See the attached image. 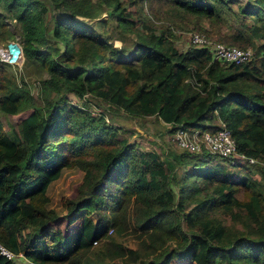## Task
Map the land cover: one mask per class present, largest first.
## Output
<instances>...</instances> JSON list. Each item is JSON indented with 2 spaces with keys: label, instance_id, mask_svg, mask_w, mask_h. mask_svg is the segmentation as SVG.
Here are the masks:
<instances>
[{
  "label": "trees",
  "instance_id": "trees-1",
  "mask_svg": "<svg viewBox=\"0 0 264 264\" xmlns=\"http://www.w3.org/2000/svg\"><path fill=\"white\" fill-rule=\"evenodd\" d=\"M105 10L118 32L107 19L91 22ZM8 21L19 24L20 67L47 76L35 105L0 61V244L28 264H89L93 241L105 239L135 195L148 219L172 222L178 235L138 264H264V0H0L3 39L13 38ZM174 28L250 46L253 56L226 63L206 47L179 49ZM3 99L18 101V112L31 108L9 131ZM91 99L134 119L157 117L169 131L220 119L238 152L261 163H239L242 173L207 152L139 149L89 109ZM18 147L25 152L15 158ZM74 169L77 193L60 201L66 223L78 224L64 233L52 227L60 215L47 191ZM236 213L249 229L229 227ZM0 264L23 263L0 252Z\"/></svg>",
  "mask_w": 264,
  "mask_h": 264
},
{
  "label": "rangeland",
  "instance_id": "rangeland-1",
  "mask_svg": "<svg viewBox=\"0 0 264 264\" xmlns=\"http://www.w3.org/2000/svg\"><path fill=\"white\" fill-rule=\"evenodd\" d=\"M241 1L244 2L246 0ZM101 18L107 19L108 23L105 27L109 30L114 27L115 19L113 17L109 18V13L106 10L99 18H95L91 22L95 23ZM150 21L154 22L152 19ZM8 23L13 33V38L20 39L19 24L17 22L10 23L9 21ZM138 29L142 31L141 28L138 27ZM113 30L116 33L119 29L114 27ZM195 30L197 29L174 28L175 36L173 42L177 48L184 49L191 44L189 32ZM197 31L203 32L200 30ZM206 35L209 36L208 34ZM125 36L127 41L129 38L135 37L133 32H125ZM209 37L216 40L213 36ZM13 38L3 39L2 36H0V45ZM113 42L117 46L123 44L121 40L117 38H113L112 43ZM131 54L132 53L128 54L127 57H131ZM5 67L9 71L11 80L17 83L18 87L22 88V93H25L26 89L29 90V95L31 96L30 101L35 105H41L42 99L38 87L39 80L41 77H46L47 74L45 72L42 73V75L33 74L31 69L26 70L18 64H7ZM67 98L73 103L80 102L73 94H68ZM18 105V101H11L8 99H3L1 101V108L4 110V113L1 114V120L3 128L7 131H9L12 126L15 127L16 123L31 111V108H28L18 112ZM106 107L107 104L104 101L97 104L94 100H89V109L97 115H99V113H104L107 118V123L119 126L118 135L136 144L137 148L142 150H156L160 153L164 150L163 148L169 149L170 152H180L179 148L169 139V126L159 118L148 116L134 119L125 114L109 112ZM24 152V147H18L15 158H20L24 155ZM260 163L259 160L254 162V164ZM238 165L239 164H227L232 171L240 170V172L246 173V169ZM181 168L182 165L177 167L179 174L183 172ZM185 168L188 170L190 167L187 165ZM80 176L81 171L79 169L64 172L58 180L54 181L49 186L47 191L50 196V205L55 208L60 215V218L52 224V227L58 228L64 233L75 229L78 221L72 224L66 223L63 217L65 209L60 200L62 197H72L77 193ZM238 196H241L240 191L238 192ZM212 213L222 218L219 210L215 209ZM236 214V217L230 219L229 227L234 231L249 229L247 218L244 217L242 213ZM118 220L116 225H111L109 227L111 231H109L108 228L105 239L93 243L92 248L85 256L84 260L86 262L89 264H138L141 260L150 257L156 251L164 248L170 241L178 238L177 232L170 227L172 226V222L168 223L157 219H148L146 200L138 198V196L135 195L126 197ZM15 261L22 263L24 259L17 257ZM173 262L178 263L176 260H173Z\"/></svg>",
  "mask_w": 264,
  "mask_h": 264
},
{
  "label": "built area",
  "instance_id": "built-area-1",
  "mask_svg": "<svg viewBox=\"0 0 264 264\" xmlns=\"http://www.w3.org/2000/svg\"><path fill=\"white\" fill-rule=\"evenodd\" d=\"M189 40L191 44L208 48L212 52L213 59L220 62L240 63L251 59L253 56V50L250 46L243 48L237 45L225 44L197 30L189 32ZM22 60L23 52L18 38H13L0 45L1 62L21 66ZM169 139L181 150L215 154L219 158L226 159L229 164L236 165L246 161H256L255 158L238 152L230 130L220 119L215 120L210 126L203 129H190L179 125L170 131ZM109 231H111V228H109ZM93 243H97V241H93ZM0 252L13 259L21 257L24 259L22 263L28 264L21 252L14 254L2 244H0Z\"/></svg>",
  "mask_w": 264,
  "mask_h": 264
}]
</instances>
